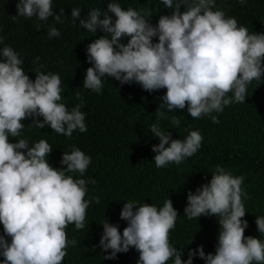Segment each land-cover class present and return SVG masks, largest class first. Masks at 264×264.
<instances>
[{"label":"clouds","instance_id":"1","mask_svg":"<svg viewBox=\"0 0 264 264\" xmlns=\"http://www.w3.org/2000/svg\"><path fill=\"white\" fill-rule=\"evenodd\" d=\"M161 2L174 11L161 16L156 26L145 18L148 11L142 15L132 8L123 10L115 2L108 3L107 12L93 9L86 20H80L81 28L90 32L100 29L111 37L102 36L88 45V62L93 67L86 71L83 88L99 93L103 78L108 76L122 85L136 82L148 92L167 89L157 110L158 118H167L159 111L165 104L168 112L183 110L187 105L192 118L222 112L223 106L232 102L229 92L236 102H244L247 85L264 75V34H249L235 18L214 11L215 0ZM239 3L243 5L245 0ZM16 8L17 17H37L40 21L54 17L62 22L64 13L61 8L60 14L54 15L52 0H19ZM109 12L115 16L114 22ZM80 13V9H72L74 21ZM60 35L55 27L48 30L49 38ZM124 37L129 38L126 45L120 42ZM154 37H158V43H153ZM0 53L5 61L0 62V224L4 230L0 255L3 264H61L68 245L75 243L67 239L65 230L73 223L77 230L83 229L89 207L84 199L87 182L66 173L82 176L91 157L73 147L70 154L64 152L62 156L61 164L66 167L54 169L46 159L52 152L46 140L29 148L27 140L10 143L9 136L20 135L22 120L43 117V123L33 119L37 128L49 125L54 132L71 137L76 129L87 131L85 113L79 105L69 111L64 103H58L59 74L37 73L33 82L12 47L5 46ZM171 122L180 124L176 116ZM212 122L219 123L218 118L212 116ZM150 131L160 141L152 148L157 168L169 163L179 165L199 150L203 139L198 131H191L183 141L172 139L155 123ZM244 179L217 166L210 183L195 194L188 193L184 209L188 219L219 216L221 230L215 255L205 256L200 246L189 252L186 264H193L192 257L197 253L206 264H264V243L244 236L248 227L242 219L246 213L241 188ZM177 216L171 199L159 209L126 202L120 213V219L127 221L122 236L118 226L103 223L100 247L105 252L111 250L104 259H114L117 253H127L133 247L140 254L138 264H166L173 257L174 264H185L182 252L169 243ZM255 223L264 234V216L257 217ZM6 236L11 237L10 244Z\"/></svg>","mask_w":264,"mask_h":264},{"label":"trees","instance_id":"2","mask_svg":"<svg viewBox=\"0 0 264 264\" xmlns=\"http://www.w3.org/2000/svg\"><path fill=\"white\" fill-rule=\"evenodd\" d=\"M19 0H0V50L10 46L22 60L21 67L34 82L37 73L59 74L61 79V100L69 111L79 105L85 113L87 131L76 129L71 137L54 132L49 125L39 129L33 119L43 123V117H29L22 120L24 128L17 137L9 136L10 143L20 139L28 142L31 148L41 139L46 140L52 152L46 159L54 169H63L64 154L71 153L73 147L79 148L91 157L86 172L66 173L73 179H84L86 183V209L84 228L77 230L69 224L66 235L70 243L67 255L61 264H138L139 252L130 247L127 253H117L114 259H104L111 254L100 247L103 223L118 226L122 236L127 221L120 219L126 202H138L162 208L171 199L177 211L175 227L170 230L169 243L182 252L181 259L187 262L189 252L203 246L205 256L215 255L218 244L219 216H201L188 219L184 214L187 195L195 194L198 188L210 183L217 166L230 172L234 177L243 176L241 185L242 203L248 223L245 237H253L264 243V234L259 233L255 220L264 216V75L251 81L246 88L244 102H236L232 92L227 94L232 102L223 106L222 112L213 111L200 118H192L185 109L168 112L166 104L159 111L167 118H158V108L167 89L145 91L136 82L121 84L112 77L105 76L99 93L83 88L86 71L93 64L88 62L87 47L96 39L109 34L97 29L90 32L80 27V20H86L89 12L100 9L107 12L108 3H119L123 10L132 8L149 15L145 18L156 26L161 16L172 14L161 0H52L54 15L64 9L62 22L54 17L40 21L37 17H17L16 4ZM176 0H174L175 4ZM73 8L81 10L80 17L74 21ZM184 7L180 11L183 13ZM213 10H221L225 18H235L238 26H244L249 34H264V0H215ZM115 21V16L108 13ZM13 17H16L13 19ZM103 19V16H101ZM55 27L61 35L49 38L48 30ZM128 37L121 39L127 44ZM158 43V37L153 38ZM0 62H5L0 53ZM77 92L80 94L77 95ZM180 120L179 125L171 122V117ZM212 116L219 123L212 122ZM157 124L172 139L185 140L191 131H198L203 137L201 147L191 157L179 165L169 163L157 168L152 148L160 141L150 126ZM66 127V126H65ZM167 147V146H166ZM26 154V150H22ZM95 181L92 183L91 181ZM135 211V209H134ZM0 235H4L0 224ZM11 243V237H5ZM193 264H206L197 255ZM4 257L0 255V264ZM166 264H174V257ZM257 264V262H253Z\"/></svg>","mask_w":264,"mask_h":264}]
</instances>
